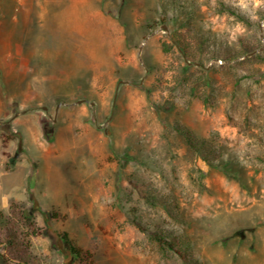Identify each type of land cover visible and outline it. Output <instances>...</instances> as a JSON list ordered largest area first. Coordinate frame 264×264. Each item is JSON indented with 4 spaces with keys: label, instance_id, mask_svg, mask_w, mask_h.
<instances>
[{
    "label": "rangeland",
    "instance_id": "374dc122",
    "mask_svg": "<svg viewBox=\"0 0 264 264\" xmlns=\"http://www.w3.org/2000/svg\"><path fill=\"white\" fill-rule=\"evenodd\" d=\"M180 252L264 264V0H0V264Z\"/></svg>",
    "mask_w": 264,
    "mask_h": 264
},
{
    "label": "trees",
    "instance_id": "16d2710c",
    "mask_svg": "<svg viewBox=\"0 0 264 264\" xmlns=\"http://www.w3.org/2000/svg\"><path fill=\"white\" fill-rule=\"evenodd\" d=\"M179 132L186 138L188 144L200 151L205 159L211 162L210 156L213 153V149L215 150L211 141L207 140L206 138H199L195 135V133L187 126H178ZM156 239L162 241V235L156 233ZM62 240L65 244V247L70 251L72 256L76 259H85L87 257H91L92 253L90 251H85L82 247L77 245L71 238L68 232H64L62 235ZM186 246H189L186 244ZM181 257L185 261L186 264H198L197 260L190 258L188 253L180 252Z\"/></svg>",
    "mask_w": 264,
    "mask_h": 264
},
{
    "label": "bare ground",
    "instance_id": "6f19581e",
    "mask_svg": "<svg viewBox=\"0 0 264 264\" xmlns=\"http://www.w3.org/2000/svg\"><path fill=\"white\" fill-rule=\"evenodd\" d=\"M59 39L62 41V42H64L65 41V39H66V34H65V32L63 31V30H59ZM4 204L5 205H7L8 204V200H7V197H5L4 198Z\"/></svg>",
    "mask_w": 264,
    "mask_h": 264
},
{
    "label": "water",
    "instance_id": "95a60500",
    "mask_svg": "<svg viewBox=\"0 0 264 264\" xmlns=\"http://www.w3.org/2000/svg\"><path fill=\"white\" fill-rule=\"evenodd\" d=\"M84 100H80L79 102H83Z\"/></svg>",
    "mask_w": 264,
    "mask_h": 264
}]
</instances>
